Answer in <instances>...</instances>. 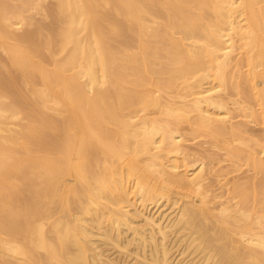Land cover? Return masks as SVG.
Here are the masks:
<instances>
[{"label":"bare ground","instance_id":"6f19581e","mask_svg":"<svg viewBox=\"0 0 264 264\" xmlns=\"http://www.w3.org/2000/svg\"><path fill=\"white\" fill-rule=\"evenodd\" d=\"M45 3L0 0V264L121 263L101 240L150 264H264V134H242L223 95L246 84L254 104L234 107L264 125V0ZM184 123L254 142L257 208L248 185L239 201L205 185Z\"/></svg>","mask_w":264,"mask_h":264},{"label":"rangeland","instance_id":"374dc122","mask_svg":"<svg viewBox=\"0 0 264 264\" xmlns=\"http://www.w3.org/2000/svg\"><path fill=\"white\" fill-rule=\"evenodd\" d=\"M52 1L53 0H48V4L47 3H45V4H47V5H49L50 3H52ZM16 2V1H15ZM31 13L32 14H34L33 16H32V14H31V16H32V18H33V20L35 21V23L37 24V25H39V22H40V25H42L41 24V21L43 22V26H41L43 29H46V30H43L44 31V33H46L47 32V29L49 28L48 26H50V24H51V26H55V23H54V19H53V17H51V16H49V15H47V10H34V12L33 11H31ZM46 13V14H45ZM28 14H30V12L28 13ZM44 15H46V17L44 16ZM37 20H36V19ZM47 23V24H46ZM53 24V25H52ZM39 25V26H40ZM34 25H31V28L33 27ZM24 27L25 26H23L22 27V30L24 29ZM27 27V26H26ZM46 27H48V28H46ZM27 28H29V27H27ZM22 30H20V32H22ZM46 51V50H45ZM0 52H1V50H0ZM46 52H48L46 55L47 56H45V60L47 61V62H49V60H48V58L50 57V53H49V51H46ZM4 54V53H3ZM5 55V54H4ZM6 56V55H5ZM49 56V57H48ZM0 57H3L2 56V54L0 53ZM48 57V58H47ZM5 58V57H4ZM157 68H160L161 67V65H157L156 66ZM246 68H243V70L244 71H246L245 70ZM244 74H245V72H243ZM155 76H154V78H156L157 77V75H158V77L155 79V80H160L159 79V77L161 76V74H154ZM244 76V75H243ZM162 77H163V74H162ZM163 79V78H162ZM242 85H245V86H243L242 88H243V90L246 92V90H248L247 89V85L246 84H242ZM230 90L231 88H227L226 90ZM244 91H241L242 93L239 95V94H237V96H239V99H240V97H241V100L243 99V101H245L246 99V103H248V102H250L251 104L253 103V100L251 99L250 101H249V96H251V93H249L250 91H248V97H247V95H245L246 93H244ZM233 93V90H230V91H225L224 92V96L227 94V93H229V94H227L226 95V97H227V99H228V102H229V106H230V108L232 109V114L234 115L235 113H236V117H235V115H234V118L232 119V123H235V125H237V123L238 124H240V125H242L243 123H244V126H243V129L245 128V125L247 126L246 128H245V130H246V132H243L242 134H245V135H247V137H249V139L251 138L249 135H251L253 138L254 137H257V138H259L260 140L263 138V134H264V125H263V123H262V125L261 124H257L255 121L254 122H252V123H250L251 121L248 119V120H246L245 119V117L242 115V112H240V110H238V109H236L234 106H236V105H234L233 103V98H236L237 99V96L235 95V97H234V95L232 94V96H231V93ZM230 96V98H228ZM243 97V98H242ZM247 97V98H246ZM245 99V100H244ZM249 103V104H250ZM254 104V103H253ZM252 104V105H253ZM233 106V107H232ZM258 106H256L255 108H257ZM234 110V111H233ZM237 111V112H236ZM239 113H241V115L239 114ZM243 118H242V117ZM235 119V121H233ZM244 119V120H243ZM245 121H250V122H245ZM25 122V121H24ZM240 122V123H239ZM241 122H243V123H241ZM245 123H247V124H245ZM257 124V125H256ZM234 125V124H233ZM240 125H237L238 127L240 126ZM260 125H261V127H260ZM190 125H188L187 123L185 124H183V126H182V133H184L186 136H185V141L183 142V146L185 147V148H188V151L189 152H191V154L193 155L192 156V159L193 160H195V157H197L196 159V161H202V162H204V165H205V167L207 168V165H208V168H207V171L209 172L208 174V179H207V183H205V185L207 184H210L209 186H207V187H211L212 189H214V188H216V189H218L217 191L215 190V192L216 193H219V192H221L220 194H224V196L223 197H225V194L228 196V195H231V193H232V195H237V192H236V194H235V191H236V186H238V185H243V187H244V184L246 185V187H247V185H248V187L247 188H249L248 190H250V192L252 191V189H253V186H251V184L253 185V183L255 184V183H257V181L259 182V181H261V180H259V178L260 179H262V177H263V174H262V172H261V174H258L260 171H255V169L253 168V170H252V168H250V166L248 165V163H247V161L244 159L245 157H244V155L246 156L247 155V152L251 149L250 147V145L252 144V143H254V142H251L248 138H245V136L244 135H242V136H244V141L246 140V139H248L246 142H244L243 141V138H240L241 137V135H239L240 137H237V135L235 136L234 134V137H232L233 135L232 134H226V135H223V136H219V138L217 137L216 139H217V141H220L219 143L220 144H218V142H217V144H216V140H215V138H213V137H210L209 135H206L205 134V132L203 131V130H199L198 129V132H199V134H196V133H198L197 132V128L195 129V127L194 126H192V127H194V128H192V129H190L191 128V126L189 127ZM262 126H263V129H262ZM241 127V126H240ZM195 129V130H194ZM240 129H242V128H240ZM249 131H248V130ZM191 130V131H190ZM244 130V131H245ZM196 134V135H195ZM203 134H205V135H203ZM199 135V136H198ZM205 136V137H204ZM225 136V137H224ZM231 136V137H230ZM195 137V138H194ZM227 137V138H226ZM210 138V139H209ZM221 138V139H220ZM231 139V140H229V139ZM237 138H240V140H242V142L244 143V145L242 144L241 145V142H238V143H240L239 145H238V143H236L237 141H240L239 139H237ZM257 138H254V140L255 139H257ZM211 139H214L215 141V143L213 142V140H211ZM219 139V140H218ZM222 139H227L229 142L228 143H232L233 142V144H231V145H233V147H232V149L234 148V149H240L239 150V153L242 151H244L243 153L241 152L239 155H238V157L240 158H238L237 159V157L236 158H234V156H232V154L231 155H229V150H230V148H229V146H230V144H228L227 143V141H226V143L229 145H227L226 146V143H225V141L224 140H222ZM236 139H237V141H236ZM208 140V141H207ZM252 140V139H251ZM253 140V141H254ZM187 141V142H186ZM209 141H212L211 143L213 144L214 143V145L217 147V148H215V146L214 145H210V142ZM224 141V142H223ZM234 141H236L235 143H234ZM249 141L251 142V144L249 143ZM221 142H223L224 144H223V150L221 149L222 147V143ZM190 143V144H189ZM246 143V144H245ZM217 145H219L220 146V148H219V146H217ZM238 147H237V146ZM248 145V146H247ZM253 145V144H252ZM187 146H189V147H187ZM250 146V147H249ZM240 147V148H239ZM243 147H245V148H243ZM184 148V149H185ZM229 149V150H225V149ZM241 148H242V150H241ZM248 148H249V150H248ZM209 149V150H208ZM220 149V150H219ZM247 149V150H246ZM187 150V149H186ZM200 151H201V153H200ZM212 151H214V152H212ZM227 152V155H226V152ZM246 151V152H245ZM194 152V153H193ZM206 152V153H205ZM199 153H200V155H199ZM210 153H213V154H210ZM194 154H196V155H194ZM226 156H225V155ZM243 154V155H242ZM209 155H211V156H209ZM242 155V156H241ZM198 156H200V157H198ZM204 156V157H203ZM207 156V157H206ZM230 156V157H229ZM232 156V157H231ZM259 156H261L260 155V153H258V157ZM203 157V158H202ZM204 160H202V159ZM212 158H213V161H212ZM199 159V160H198ZM222 159V160H221ZM233 159V160H232ZM211 160V161H210ZM219 162H218V161ZM220 160H221V162H220ZM244 161H246V162H244ZM199 163V162H198ZM208 163V164H207ZM246 164V165H245ZM214 166V167H213ZM238 166V167H237ZM213 169V171H215L214 173H213V171H212V169ZM215 168V169H214ZM241 168V169H240ZM250 168V169H249ZM209 169V170H208ZM211 170V171H210ZM217 170V171H216ZM237 170V171H236ZM240 171V172H239ZM210 172H212L213 173V175H212V173L210 174ZM228 172V173H227ZM257 173V174H255V173ZM216 173V174H215ZM220 173V174H219ZM218 174V175H217ZM227 174V175H226ZM254 174H255V176H254ZM212 175V177H210ZM215 175H217V176H215ZM222 177H221V176ZM215 177V178H214ZM216 177H221L220 179L219 178H216ZM209 178L212 180H209ZM213 178V179H212ZM222 178H224V180H222ZM253 178H255V179H253ZM215 179V180H214ZM218 179H219V181H218ZM248 179V180H247ZM251 179H253V181H251ZM257 179V180H256ZM221 180V181H220ZM215 183H214V182ZM223 181H226V182H229L228 183V185L229 186H224V185H221V184H223ZM242 181V182H241ZM256 181V182H255ZM209 182H211V183H209ZM219 182V183H218ZM221 182V183H220ZM246 182V183H245ZM72 183V182H71ZM217 183V184H216ZM240 183V184H239ZM214 184V185H213ZM250 184V185H249ZM213 185V186H212ZM221 185V186H220ZM220 186V187H219ZM233 186H235L234 188V191H233ZM250 186V187H249ZM219 187V188H218ZM229 187H231V188H229ZM227 188V189H226ZM228 188L230 189V190H228ZM252 188V189H251ZM222 189H224V190H222ZM224 191H226L225 193H223ZM178 192H180V193H178ZM182 192H185L184 190H180L179 188H174V193H175V195L176 196H178V197H181V195H182ZM249 192V193H250ZM250 195H252V192L250 193ZM250 195H249V199L247 200V204L245 203V204H243V208L246 210V208L247 207H249L247 210H252L253 209V207H255V208H257L258 207V205L256 204L257 202V200H254V197H253V195H252V197L253 198H251L250 197ZM226 196V197H227ZM237 196H239V195H237ZM189 198L190 199H195L196 197H193V196H189ZM240 196L239 197H237V198H235L236 199V201H239L240 199ZM224 199V198H223ZM248 202H249V204H251L250 206L252 207V209H251V207L250 206H248ZM256 204V205H255ZM247 205V206H246ZM207 209V208H206ZM249 210V211H250ZM215 212H217V211H215ZM214 212V213H215ZM216 219V217L215 216H213V217H211V218H209V219H211L212 221H211V223H209L210 221H209V219H207V221L206 222H208L207 224H208V226H209V228L210 229H212V227H213V229L215 228V224L216 225H218V226H222V224L220 223H218V221H216L215 219ZM214 221L216 222V223H214ZM210 224V225H209ZM214 225V226H213ZM175 242L177 243V240H175ZM185 241L183 240V243H184ZM182 243V242H181ZM183 243L182 244H180V245H177L178 247L180 246L181 247V245H183ZM97 244H99V246H101V250L103 249V251H102V257L104 258V260L105 259H109V261H116L117 260V262L118 261H122L121 263H117V264H126V263H128L129 264V262L131 263V264H136V263H138L139 262V264H150L148 261L147 262H144L143 260L141 261V259H139V258H136L137 256L134 254V253H130V252H127V251H123V250H118V248L117 247H115V246H113V245H111V243L108 241V242H106V240H104V242H103V240H101V241H99V242H97ZM102 244H104L103 246H102ZM106 244V245H105ZM177 246L176 247H174L173 249L174 250H177L178 248H177ZM179 247V248H180ZM176 248V249H175ZM73 249V248H72ZM105 250V251H104ZM105 253V254H104ZM103 254H104V256H103ZM188 253H186V254H184V255H187ZM197 255V253H195V254H193V256H196ZM108 256V257H107ZM200 256H202V255H199L198 254V256L197 257H200ZM125 257V258H124ZM190 257V256H189ZM191 257H192V255H191ZM116 259V260H110V259ZM118 258V259H117ZM136 259H138L137 261L138 262H136ZM198 259V258H197ZM127 261V262H126ZM140 261H141V263H140ZM146 261V260H145ZM124 262V263H123Z\"/></svg>","mask_w":264,"mask_h":264}]
</instances>
